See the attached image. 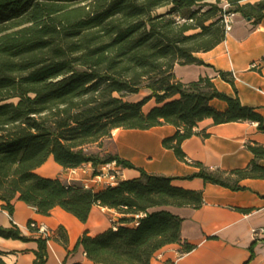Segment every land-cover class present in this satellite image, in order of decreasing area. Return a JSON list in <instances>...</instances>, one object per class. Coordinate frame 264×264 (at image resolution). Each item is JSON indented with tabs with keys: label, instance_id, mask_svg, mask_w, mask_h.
Instances as JSON below:
<instances>
[{
	"label": "trees",
	"instance_id": "trees-1",
	"mask_svg": "<svg viewBox=\"0 0 264 264\" xmlns=\"http://www.w3.org/2000/svg\"><path fill=\"white\" fill-rule=\"evenodd\" d=\"M228 0H0V200L13 214L20 200L37 213L55 207L85 222L94 205L113 209L117 222L93 236L77 239L94 264H150L162 247L177 243L180 252L194 245L180 236L182 218L166 207L198 208L202 192L172 185V177L137 168L136 178L119 180L98 190L76 182L44 177L36 172L49 156L66 169L90 162L93 167L115 160L135 168L116 154L88 153L85 147L110 136L115 128L148 129L171 124L176 130L162 140L185 161L181 143L198 123L250 121L264 132V118L242 105L230 72L218 71L234 94L219 91L207 76L182 82L175 63H202L195 53L207 51L225 36L222 16L238 12L257 22L264 17V0L240 4ZM141 89L138 101L128 96ZM154 98L158 105L142 106ZM226 103L223 110L210 100ZM101 145V144H100ZM253 159L244 168L198 170L186 179L201 178L231 190L246 178L264 179V145L248 143ZM24 236L16 225L0 226V236L37 242L33 264H45L46 240L37 228ZM58 238L66 242L63 227ZM0 252V264H7Z\"/></svg>",
	"mask_w": 264,
	"mask_h": 264
},
{
	"label": "crops",
	"instance_id": "crops-1",
	"mask_svg": "<svg viewBox=\"0 0 264 264\" xmlns=\"http://www.w3.org/2000/svg\"><path fill=\"white\" fill-rule=\"evenodd\" d=\"M258 0H241L240 4ZM202 63H175L173 72L182 82L209 77L215 87L228 95L236 89L242 105L254 107L264 118V17L257 22L235 12L230 30L218 44L207 51L195 53ZM218 71L230 72L233 86L222 80ZM130 101H138L149 94V90ZM158 105L150 98L142 110L147 112ZM218 110L226 107L224 101L210 100ZM176 128L162 124L148 129L115 128L110 136L101 140L98 154H116L129 161L135 168L120 166L119 180L136 178L137 168L148 174L174 178L172 185L202 192L203 202L198 208L166 207L182 218L180 236L183 241L194 245L188 252H180L177 243L159 249L150 264H264V232L254 236L252 230L264 228V179L246 178L239 182L242 189L230 188L204 182L201 178L186 179L198 170L192 162H200L210 170L229 171L246 167L253 159L248 143L264 145V132L257 129L255 122L234 121L213 124L211 119L200 121L195 127L198 134L181 143L185 161L179 160L171 149L162 145L165 137L171 136ZM264 166V159L258 162ZM44 177L59 178L62 182L71 179L70 169L57 164L52 156L36 169ZM92 172L79 174L74 181L90 180ZM93 190L104 187L92 184ZM0 200V226L12 224L24 236H32L28 221L45 224L49 230L46 240L45 264H94L85 255L81 246L75 247L78 237L87 232L93 236L110 228L119 218L113 209L92 206L85 222L60 207L49 215H42L20 200L14 201L12 216L2 209ZM63 227L66 242L58 238V227ZM41 235V234H39ZM45 238V236L41 235ZM37 242L0 236V252L7 264H33Z\"/></svg>",
	"mask_w": 264,
	"mask_h": 264
},
{
	"label": "built area",
	"instance_id": "built-area-1",
	"mask_svg": "<svg viewBox=\"0 0 264 264\" xmlns=\"http://www.w3.org/2000/svg\"><path fill=\"white\" fill-rule=\"evenodd\" d=\"M234 12H225L222 16V23L224 26L225 32L230 30L233 22ZM120 165L117 164L115 160H111L109 162L99 164L96 167H93L90 162L83 163L76 168L70 169L71 179L79 175L85 173L87 170H91L92 175L90 180H81L78 179L83 188L92 189L94 183L103 184L105 186H113L119 181L120 177ZM30 226H34L37 228L38 234H41L45 237H48V228L45 224H38L35 221L30 222ZM264 232L263 227L255 228L252 230L254 236L260 235Z\"/></svg>",
	"mask_w": 264,
	"mask_h": 264
},
{
	"label": "rangeland",
	"instance_id": "rangeland-1",
	"mask_svg": "<svg viewBox=\"0 0 264 264\" xmlns=\"http://www.w3.org/2000/svg\"><path fill=\"white\" fill-rule=\"evenodd\" d=\"M219 5L222 7L223 10L229 8L228 0H221ZM140 92H141L140 94H143L144 92H146V90L145 89H141ZM140 94L128 96L127 99L128 100H133V99L137 98L138 96H140ZM100 144H102V142ZM100 144L94 143V144L88 145V146L85 147V150L88 153H98V148L101 147ZM64 182L67 183V181H64ZM69 182L79 183L78 181H74V180H69ZM104 187H105V185H104Z\"/></svg>",
	"mask_w": 264,
	"mask_h": 264
}]
</instances>
